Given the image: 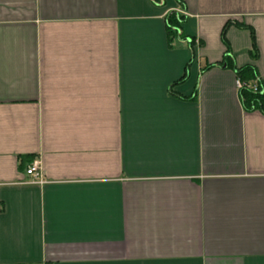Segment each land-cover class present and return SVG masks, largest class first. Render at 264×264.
Instances as JSON below:
<instances>
[{"label":"crops","instance_id":"1","mask_svg":"<svg viewBox=\"0 0 264 264\" xmlns=\"http://www.w3.org/2000/svg\"><path fill=\"white\" fill-rule=\"evenodd\" d=\"M227 45L264 87V0H0V264H264Z\"/></svg>","mask_w":264,"mask_h":264},{"label":"trees","instance_id":"2","mask_svg":"<svg viewBox=\"0 0 264 264\" xmlns=\"http://www.w3.org/2000/svg\"><path fill=\"white\" fill-rule=\"evenodd\" d=\"M186 22V17L177 12H170L167 16V29L168 36L171 40L176 38L184 37L186 40L189 38L185 37L182 32V26ZM230 24H236L228 22L222 32V39L225 42V34L227 27ZM253 43L255 46V36L252 32ZM255 57V55H254ZM223 67L233 68L237 80L243 83V87L238 89L240 102L246 111H261L264 113V87L262 81L259 77L257 69L255 66H245L243 68H236L231 60V51L227 45V52L225 54L224 60L219 64ZM256 87V90L254 89Z\"/></svg>","mask_w":264,"mask_h":264},{"label":"built area","instance_id":"3","mask_svg":"<svg viewBox=\"0 0 264 264\" xmlns=\"http://www.w3.org/2000/svg\"><path fill=\"white\" fill-rule=\"evenodd\" d=\"M238 89L243 87V83L237 80L236 82ZM254 89L256 90V87L254 86ZM27 175L32 178L31 183L32 184H43L44 181L43 178V168L41 165V162L38 160H34L27 168L26 171Z\"/></svg>","mask_w":264,"mask_h":264}]
</instances>
